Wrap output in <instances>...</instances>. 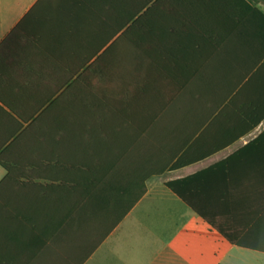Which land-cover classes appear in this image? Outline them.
<instances>
[{"label": "crops", "instance_id": "obj_1", "mask_svg": "<svg viewBox=\"0 0 264 264\" xmlns=\"http://www.w3.org/2000/svg\"><path fill=\"white\" fill-rule=\"evenodd\" d=\"M0 264H264V2L0 0Z\"/></svg>", "mask_w": 264, "mask_h": 264}, {"label": "trees", "instance_id": "obj_2", "mask_svg": "<svg viewBox=\"0 0 264 264\" xmlns=\"http://www.w3.org/2000/svg\"><path fill=\"white\" fill-rule=\"evenodd\" d=\"M148 1H152V0H148ZM260 1H263L264 2V0H260ZM142 9L143 8H141V7H134V8H132V17H136L141 12ZM120 12H124V8H122L121 10H119V13ZM125 26H126V22H119L118 23V32L122 31L125 28ZM106 41L108 42L109 40H106ZM104 47H106L105 42H103L102 49H104ZM106 55H107V52L103 53L102 55L98 56L95 61H93V59L96 57L95 55H92V54L91 55H86L85 60H86V65L88 67L87 74L89 72L90 73L91 72L93 73V71L95 70L93 64H98V63L102 62V60L105 58ZM91 61H93L92 62V65L88 66ZM39 121L40 120H35V122L33 124H30L29 128H32V126H34ZM167 187H169L172 191H176L173 183H168L167 184Z\"/></svg>", "mask_w": 264, "mask_h": 264}]
</instances>
